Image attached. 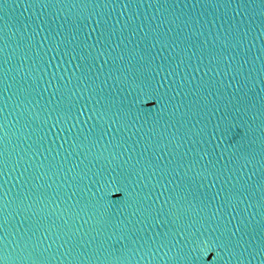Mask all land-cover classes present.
Here are the masks:
<instances>
[{"label":"water","instance_id":"water-1","mask_svg":"<svg viewBox=\"0 0 264 264\" xmlns=\"http://www.w3.org/2000/svg\"><path fill=\"white\" fill-rule=\"evenodd\" d=\"M0 264H264V0H0Z\"/></svg>","mask_w":264,"mask_h":264}]
</instances>
